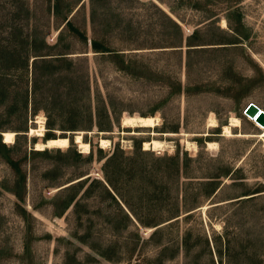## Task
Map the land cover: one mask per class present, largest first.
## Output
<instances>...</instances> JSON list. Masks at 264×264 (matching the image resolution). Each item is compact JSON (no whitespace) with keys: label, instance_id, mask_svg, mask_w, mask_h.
Wrapping results in <instances>:
<instances>
[{"label":"rangeland","instance_id":"obj_1","mask_svg":"<svg viewBox=\"0 0 264 264\" xmlns=\"http://www.w3.org/2000/svg\"><path fill=\"white\" fill-rule=\"evenodd\" d=\"M78 1L0 0V264H264L262 129L243 113L264 111V0L185 4L178 24L86 2L63 27ZM49 53L84 56L32 61ZM135 115L160 124L122 127Z\"/></svg>","mask_w":264,"mask_h":264},{"label":"bare ground","instance_id":"obj_2","mask_svg":"<svg viewBox=\"0 0 264 264\" xmlns=\"http://www.w3.org/2000/svg\"><path fill=\"white\" fill-rule=\"evenodd\" d=\"M262 111V110H261ZM264 112V111H263ZM42 119H39L37 124L39 127L37 129H30L29 130V135L30 136H36L39 138H44L45 137V128L43 127V123L41 121ZM44 120V119H43ZM250 121L254 122L257 124L253 119L249 118ZM159 119L157 117H141V116H125L122 119V127H138V128H156L159 126ZM240 126V122L236 118H231L229 120L228 125L223 127V133L226 136H231V129L232 128H237ZM261 126V125H260ZM208 127L209 128H214L216 127V120L211 116L210 119L208 120ZM262 129V134L258 135V138L262 141L263 146H264V127L261 126ZM59 133V132H58ZM82 134V133H81ZM63 135V134H62ZM0 136L3 138V143L4 144H13L14 139H15V134L12 132H3L0 133ZM59 136V135H58ZM207 136V135H206ZM82 138L80 135H76L73 138L74 144L78 146V148L81 150L82 154H87L89 152V145L85 142L82 141ZM99 146L102 149H105L110 142L105 139H100L99 140ZM70 146V141L66 137H57L54 139H48L46 142H38L35 144V150L36 151H44L45 149H59V150H64L67 149ZM186 146L190 148L192 145L188 142H186ZM194 147V145H193ZM196 147V146H195ZM208 149H214L215 143L208 142L207 143ZM163 148V143L161 141H158L156 139H151L150 141L144 142L143 143V149L145 151L147 150H160Z\"/></svg>","mask_w":264,"mask_h":264},{"label":"crops","instance_id":"obj_3","mask_svg":"<svg viewBox=\"0 0 264 264\" xmlns=\"http://www.w3.org/2000/svg\"><path fill=\"white\" fill-rule=\"evenodd\" d=\"M102 0H79L77 5L71 9V11L67 14L66 19L67 21L62 25L67 26L68 23L70 22L69 19H71L73 17V15L83 6H85L86 2L90 3L91 6V12L92 14H94V11L97 9L95 7V4L100 2ZM130 1V0H128ZM134 2H138L143 6H151V8H153L155 11H157L158 13H160L163 17L172 20L174 23L178 24L179 22L177 20L181 19V15L180 12L183 11V8H185V4L188 5V9L189 11H193V12H199L201 10H205V6L208 3H211L212 0H131ZM215 1V0H213ZM216 2V1H215ZM241 2V0H240ZM202 4V6H201ZM208 7V6H207ZM147 8V7H146ZM132 8H128V12L129 13H133ZM226 13V11H224L221 14H217L214 16H209V18H229L228 14L227 15H222ZM116 16V15H114ZM132 16V15H131ZM130 19H132V17H129ZM65 31L67 30H57L56 31V36H57V43H56V47L58 48L61 46V41L60 39L62 38L63 33H65ZM80 33V40L84 41V34L83 31L79 32ZM76 36H78L77 30L75 32ZM94 42V44H97L98 40H96L95 38H93L92 40ZM99 54H107L106 51H101V53H96L95 55H99ZM84 56L83 53L80 54H66V53H49V54H44V55H40L38 57H34L32 58V61H36L37 59L40 60H45L49 63H51L53 65V63L55 64L56 62H62L65 61L67 59H71V58H82ZM50 129H55V128H50Z\"/></svg>","mask_w":264,"mask_h":264},{"label":"water","instance_id":"obj_4","mask_svg":"<svg viewBox=\"0 0 264 264\" xmlns=\"http://www.w3.org/2000/svg\"><path fill=\"white\" fill-rule=\"evenodd\" d=\"M243 113L253 119L256 123L264 127V112L261 111L256 105L253 103H249Z\"/></svg>","mask_w":264,"mask_h":264}]
</instances>
